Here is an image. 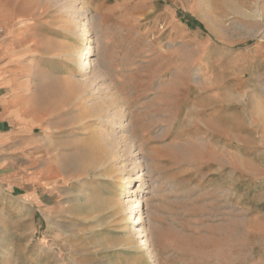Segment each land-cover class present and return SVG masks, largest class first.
Listing matches in <instances>:
<instances>
[{"label": "rangeland", "instance_id": "374dc122", "mask_svg": "<svg viewBox=\"0 0 264 264\" xmlns=\"http://www.w3.org/2000/svg\"><path fill=\"white\" fill-rule=\"evenodd\" d=\"M260 8L0 0L36 114L51 111L43 158L56 164L43 173L57 195L35 220L0 205V264H264ZM57 79L92 95L65 96ZM112 103L125 115L114 129L98 118Z\"/></svg>", "mask_w": 264, "mask_h": 264}, {"label": "crops", "instance_id": "0c3cea01", "mask_svg": "<svg viewBox=\"0 0 264 264\" xmlns=\"http://www.w3.org/2000/svg\"><path fill=\"white\" fill-rule=\"evenodd\" d=\"M8 31L0 28V205L8 203L18 216L34 219L57 211L55 186L43 173L56 163L43 158L48 151L43 149L41 117L31 102L34 85L25 79L27 65L15 59Z\"/></svg>", "mask_w": 264, "mask_h": 264}, {"label": "bare ground", "instance_id": "6f19581e", "mask_svg": "<svg viewBox=\"0 0 264 264\" xmlns=\"http://www.w3.org/2000/svg\"><path fill=\"white\" fill-rule=\"evenodd\" d=\"M84 14L86 15L87 14V11L84 12ZM245 17H247L245 14L243 15ZM260 17V16H259ZM82 56H83V53L82 51H78L76 52L75 54V64H77L78 67H80V62H81V59H82ZM73 61V60H72ZM79 71L81 69H78ZM96 81V80H95ZM94 81V82H95ZM57 82V85L58 87H61L62 88V92H63V95L66 96V94H73L74 96H83L85 93L88 94V95H92L90 93L89 90H87V86H86V83H81V82H78V81H72V80H68V81H63V79H57L56 80ZM98 83V82H97ZM63 84V85H62ZM92 85V84H91ZM94 85V84H93ZM96 85V84H95ZM94 87V86H93ZM98 88V85L96 86ZM56 88V87H55ZM101 90V89H100ZM93 91V90H92ZM97 91V90H96ZM104 91V90H103ZM59 92V91H58ZM98 92V91H97ZM101 93V92H100ZM99 96V95H98ZM25 97V96H24ZM78 100V99H77ZM115 104L112 103V105L108 106L107 107V111H105L104 109H100L98 110V113L102 112V116L101 117H98L100 121H102V124L104 123L105 121V118H109V121L110 123L112 124L110 129H114L115 127H118L117 126V121L120 120L121 118H125V115H124V111L121 109V108H118V107H115L114 106ZM66 104L64 102V104H56V106L54 105H51V103L49 102V104L47 105V109H51L52 110V113H57V112H60V111H63L65 108H66ZM80 107V106H79ZM41 108V118L45 121L46 117H48V114L51 112L46 110V107ZM95 109V108H94ZM98 109V108H97ZM97 113V114H98ZM126 114V113H125ZM90 118V111H88V109L85 110V108L82 110L81 114H80V120L81 122L85 121V120H88L87 118ZM122 120V119H121ZM80 122V121H79ZM124 122V121H123ZM43 124V123H42ZM45 124V123H44ZM87 126V125H86ZM43 127V125H42ZM100 127V126H99ZM104 127V126H103ZM102 127V128H103ZM124 127V126H123ZM44 129V128H43ZM125 130V129H124ZM44 131H47V128L44 129ZM111 131V130H110ZM105 143V142H104ZM95 165V164H94Z\"/></svg>", "mask_w": 264, "mask_h": 264}, {"label": "trees", "instance_id": "16d2710c", "mask_svg": "<svg viewBox=\"0 0 264 264\" xmlns=\"http://www.w3.org/2000/svg\"><path fill=\"white\" fill-rule=\"evenodd\" d=\"M191 20H193V19H191ZM194 21V20H193Z\"/></svg>", "mask_w": 264, "mask_h": 264}]
</instances>
